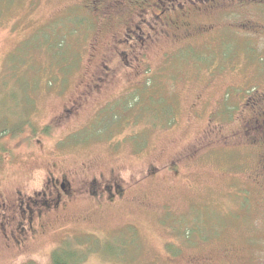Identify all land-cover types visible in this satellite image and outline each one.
Instances as JSON below:
<instances>
[{"label": "rangeland", "instance_id": "374dc122", "mask_svg": "<svg viewBox=\"0 0 264 264\" xmlns=\"http://www.w3.org/2000/svg\"><path fill=\"white\" fill-rule=\"evenodd\" d=\"M95 5L0 0V194L62 176L73 193L3 264H51L65 245L79 264H264V13L224 5L169 39ZM65 30L53 57L45 38ZM209 214L212 242L186 245L176 228Z\"/></svg>", "mask_w": 264, "mask_h": 264}, {"label": "flooded vegetation", "instance_id": "af4514ba", "mask_svg": "<svg viewBox=\"0 0 264 264\" xmlns=\"http://www.w3.org/2000/svg\"><path fill=\"white\" fill-rule=\"evenodd\" d=\"M94 3L96 4L94 10L101 16L111 17L120 14L126 19L135 16L137 12L148 15L150 21H143L150 29L153 28L152 24L158 26L159 32L163 33L162 36L169 39L180 35L179 31L185 30L184 20L217 15L224 5L239 8L251 4L264 13V0H94ZM262 20L264 23V19ZM262 25L264 24L257 25L259 30H264ZM207 29L206 26L197 27L193 31L189 30V33L201 35ZM136 30L138 33L142 32V27L136 26ZM251 30L254 28L251 27ZM255 32L258 35L254 30L253 33ZM128 38L132 40V37ZM136 39L143 40L137 36ZM206 43L205 41L204 44ZM66 114L70 115L73 112L67 111ZM3 163L4 161H0V165ZM94 188L95 181L91 184L89 194L96 197L97 191L92 190ZM44 189L45 191H36L32 196H23L20 192H16L14 196L0 194V264L12 263L16 256L24 255L29 241L35 240L43 228L41 221L44 216L53 215L64 209L73 197L65 176L61 179L45 180ZM111 190L113 194H110ZM101 192L104 197L107 195L105 197L107 202H112L116 195H122V190L115 184L104 187V191Z\"/></svg>", "mask_w": 264, "mask_h": 264}, {"label": "trees", "instance_id": "16d2710c", "mask_svg": "<svg viewBox=\"0 0 264 264\" xmlns=\"http://www.w3.org/2000/svg\"><path fill=\"white\" fill-rule=\"evenodd\" d=\"M48 28H50V27H48ZM50 31H53V30L51 29ZM76 33L77 32L74 30H70V31L65 30L62 34L51 32V33H49V35H47V37L45 38V43H46L48 50L50 52H52L53 57L59 58V56L63 55L62 53L64 52V50L66 48H68L67 44H68L69 38L71 36L76 35ZM186 52H187V50H186ZM60 66L62 67V65H60ZM66 66H67L66 64L63 65L64 72L67 71ZM127 106L129 108L131 107L130 104ZM149 111L152 113L153 110L149 108ZM244 196H246V193ZM246 201L247 200L245 199V203L247 204ZM246 204L243 207H248L249 203L247 205ZM236 214L233 213V215H236ZM246 214H248V213H246ZM209 215L210 216L207 217V219L209 220L208 221L209 225H208L206 230H204L203 224L200 222H197V224H195L191 227L183 225V227L176 228V230H175L176 233H178L177 234L178 237H181L186 245H189L192 247H194L196 245L195 242H198V241H201L203 244L210 242L211 237H213L212 235H210L213 233V231L211 230V227L214 226V224L212 222L214 220L212 219L211 216H215V215L217 216V214H215V215L209 214ZM237 217H239V216H237ZM240 217L242 220L241 222L246 220V217L244 215H240ZM180 224H182V223L179 222L177 225L180 226ZM174 255H176L175 252H174ZM83 257H84V255L81 254L79 251L70 249L69 247H67L65 245V247L63 246L62 248H58V250L53 251L52 256H51V264H79L82 261Z\"/></svg>", "mask_w": 264, "mask_h": 264}]
</instances>
